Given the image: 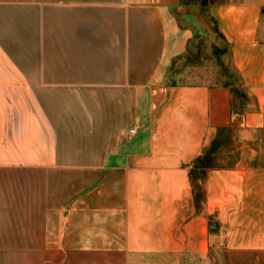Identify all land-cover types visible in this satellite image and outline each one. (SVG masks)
<instances>
[{
	"label": "crops",
	"instance_id": "1",
	"mask_svg": "<svg viewBox=\"0 0 264 264\" xmlns=\"http://www.w3.org/2000/svg\"><path fill=\"white\" fill-rule=\"evenodd\" d=\"M207 21L251 109L238 160L198 168L237 111L178 76ZM217 249L264 264V0H0V264Z\"/></svg>",
	"mask_w": 264,
	"mask_h": 264
},
{
	"label": "rangeland",
	"instance_id": "2",
	"mask_svg": "<svg viewBox=\"0 0 264 264\" xmlns=\"http://www.w3.org/2000/svg\"><path fill=\"white\" fill-rule=\"evenodd\" d=\"M201 0H191L195 5ZM207 1V0H206ZM213 1V0H211ZM217 1V0H215ZM211 21H207V27H197L196 34L191 40L186 55L182 60L176 61V67L179 69V74L183 82L196 83L206 81L208 83L225 84L226 82L236 87L243 98L234 100L237 111L234 113V123L226 132L222 133L220 141H216L217 150L213 154V166H231L238 160L236 148L240 146V129L241 115L244 109L248 108L250 99L248 98V90H246L241 81L235 77L234 69L230 61L228 51L224 48V43L214 33ZM224 50V51H223ZM186 57V58H185ZM189 62V63H187ZM185 65V69L183 67ZM188 65L190 72H187ZM179 67V68H178ZM237 119V120H236ZM219 140V138H218ZM219 149V150H218ZM219 249L208 254L206 258H196L195 260H182L179 257H171L166 255L143 254L131 255L128 259V264H221L219 258Z\"/></svg>",
	"mask_w": 264,
	"mask_h": 264
},
{
	"label": "trees",
	"instance_id": "3",
	"mask_svg": "<svg viewBox=\"0 0 264 264\" xmlns=\"http://www.w3.org/2000/svg\"><path fill=\"white\" fill-rule=\"evenodd\" d=\"M234 74L236 75L235 72H234ZM225 85L231 86L232 97H233L234 100L237 99V98L238 99L239 98L240 99L243 98V94L240 93L236 87L232 86V84L226 82ZM215 146H216V142L212 145V148L206 154H204L203 156H200V157H198L196 159V162H195L196 163V167L204 168V167H207V166L211 165V163H210L211 157L210 156H211V153L213 152Z\"/></svg>",
	"mask_w": 264,
	"mask_h": 264
},
{
	"label": "built area",
	"instance_id": "4",
	"mask_svg": "<svg viewBox=\"0 0 264 264\" xmlns=\"http://www.w3.org/2000/svg\"><path fill=\"white\" fill-rule=\"evenodd\" d=\"M134 133H135V129L134 128H132V129L129 130V135H132Z\"/></svg>",
	"mask_w": 264,
	"mask_h": 264
},
{
	"label": "water",
	"instance_id": "5",
	"mask_svg": "<svg viewBox=\"0 0 264 264\" xmlns=\"http://www.w3.org/2000/svg\"><path fill=\"white\" fill-rule=\"evenodd\" d=\"M215 226H216L215 223H212V224L210 225V229H211V230H214Z\"/></svg>",
	"mask_w": 264,
	"mask_h": 264
}]
</instances>
